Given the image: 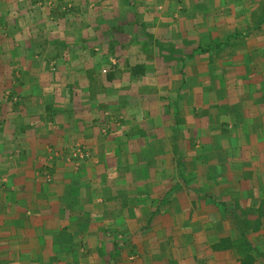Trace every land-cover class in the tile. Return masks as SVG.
<instances>
[{
    "label": "crops",
    "instance_id": "crops-1",
    "mask_svg": "<svg viewBox=\"0 0 264 264\" xmlns=\"http://www.w3.org/2000/svg\"><path fill=\"white\" fill-rule=\"evenodd\" d=\"M0 264H264V0H0Z\"/></svg>",
    "mask_w": 264,
    "mask_h": 264
},
{
    "label": "built area",
    "instance_id": "built-area-1",
    "mask_svg": "<svg viewBox=\"0 0 264 264\" xmlns=\"http://www.w3.org/2000/svg\"><path fill=\"white\" fill-rule=\"evenodd\" d=\"M73 154L74 155H78V156H82L83 154H86V153H84L83 151H81L79 148H76L74 150V153Z\"/></svg>",
    "mask_w": 264,
    "mask_h": 264
},
{
    "label": "rangeland",
    "instance_id": "rangeland-1",
    "mask_svg": "<svg viewBox=\"0 0 264 264\" xmlns=\"http://www.w3.org/2000/svg\"><path fill=\"white\" fill-rule=\"evenodd\" d=\"M74 153V151L72 152V154ZM74 155V154H73ZM86 154H83L82 156H78V155H74L73 157H78V158H81L83 159L85 157Z\"/></svg>",
    "mask_w": 264,
    "mask_h": 264
}]
</instances>
